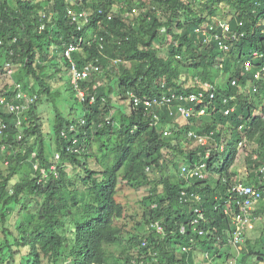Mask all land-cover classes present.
<instances>
[{
  "label": "trees",
  "instance_id": "16d2710c",
  "mask_svg": "<svg viewBox=\"0 0 264 264\" xmlns=\"http://www.w3.org/2000/svg\"><path fill=\"white\" fill-rule=\"evenodd\" d=\"M221 5L228 11L227 34L216 16ZM69 10L80 17L85 12L88 21H71ZM263 21L264 0H0V72L13 70L12 86L0 87V264H230L231 259L264 264V222L253 242L244 233L237 256L223 249L230 245L232 217L238 212L234 204L233 211H225L233 178L264 189L251 152L246 161L253 171L246 180L232 169L239 124L250 119L242 131L264 146V92L252 96L246 88L264 65ZM72 41L78 42L72 58L79 66L99 67L78 87L65 73L64 43ZM251 51L258 54L250 56L252 68L242 74ZM60 73L69 95L57 100L60 92L50 80H62ZM233 78L237 86H231ZM203 81L215 82L216 89L213 98L206 96L207 114L200 117L178 116L175 106L192 105L189 98L175 101L173 114L167 107L153 111L131 103L124 112L120 105L128 102V92L140 98L198 94ZM16 83L36 99L20 124L19 114L8 107L24 101L16 98ZM227 94L236 99L225 105ZM69 99L79 107L67 106ZM233 102L235 111L224 116ZM44 103L54 110L49 125L38 111ZM191 130L214 131L226 152L222 162L213 152L206 159V177L187 186L180 165L204 155V146L187 137ZM73 139L76 151L68 150ZM54 151L60 153L58 163ZM121 186L151 187L142 199L147 203L142 233L124 237ZM192 188L201 194L207 222L200 227L206 235L191 224L194 204L180 199ZM254 211L264 216V202ZM210 251L212 259L205 256Z\"/></svg>",
  "mask_w": 264,
  "mask_h": 264
},
{
  "label": "built area",
  "instance_id": "2783aa9c",
  "mask_svg": "<svg viewBox=\"0 0 264 264\" xmlns=\"http://www.w3.org/2000/svg\"><path fill=\"white\" fill-rule=\"evenodd\" d=\"M68 13L71 15V21H78L79 18L82 17L83 21H88V15L83 12L80 16L75 15L72 13L71 10L68 11ZM241 24V23H239ZM219 25L222 28V34H227L231 32V27L226 21H219ZM44 27V24L41 25V28ZM199 29L197 30V32ZM206 34L205 30H203ZM219 39V45L223 47V41L218 37ZM83 39L80 38L78 41L80 43L84 42ZM77 41L72 42H66L64 43V57L69 61V72L68 76L70 79V82L75 86L78 87L79 82L87 81L91 78L92 74L96 73L97 70H99L98 66H94L92 63H85L81 66H79L72 58L73 52H75L79 46L77 44ZM258 52L254 51L250 54L247 53V58L243 62V72H249L252 68L250 56L251 55H257ZM11 72V71H9ZM254 78L250 83L246 86L248 89V93L250 95L260 93L261 91H264L261 89V85L264 83V65L254 71L253 74ZM197 81V79H195ZM200 82V80H198ZM231 86H237V80L236 78H233L231 81ZM202 90L198 94H190L189 96L181 95V94H175L171 93L170 95L163 94L161 96H142L141 98L137 95H135L133 92H128V100L129 102L134 106L138 107L142 105L144 108L150 107L154 110L162 107H167L170 110V114L172 113V108L174 107L175 101L185 100L186 98H189V100L192 101V105L190 106H184L182 104L176 105V112L178 116L184 118L185 120L189 119L192 116L200 117L203 115H206V107H203L202 105L205 103V98L208 95L209 98H213L215 96V89H216V83L203 81L200 83ZM16 91V98L24 99L22 103H19L17 101H13L8 104L9 110L12 112H16L19 115L25 111L36 99L35 96H31L26 93L22 89V83H16L15 84ZM78 94L81 96V98L84 96L83 92L79 89ZM236 99L235 94H227L223 98V103L226 105L229 101H233ZM93 101V99H91ZM236 103L233 102L231 105L227 106L223 110L224 116H229L232 112L236 109ZM174 112V111H173ZM20 117V116H19ZM154 118L158 119L157 115L154 114ZM85 120L82 119L81 123H84ZM218 128V127H217ZM245 125L240 124L237 127L238 131H241V138L237 142V149H238V155L239 152L243 151L245 148L252 149L251 153V159L254 160V162H258L257 172L259 173L258 181L262 182L264 181V146L260 147L259 143L256 138L253 140H250L248 135L242 131L244 130ZM70 130H74L75 126L70 125ZM219 130V129H217ZM164 135H168L169 131L164 130ZM214 131H208L203 132L202 134H199L195 131H189L187 133V137L193 141L196 142V144L200 146H204V155L201 160L193 163V164H181L179 175L183 179L187 181V186L191 184L190 180L192 179H199L202 180L206 177L207 173L205 172V169L207 167V161L206 159L210 157V155L213 152H216L217 154L221 155L222 153H225L226 151V145L224 142H221L220 140H216L213 138ZM260 147V148H259ZM257 149L261 150V153L258 152ZM244 153V152H243ZM245 156L247 154L245 153ZM58 158L59 156L56 155ZM222 156H220V161L222 162ZM245 162V161H244ZM244 170L247 171L248 166L247 164L244 165ZM36 168V165L34 166ZM149 169V168H147ZM234 185L232 186L233 194L229 196V199L227 201V204L225 206V209L227 210L229 208L232 209L233 204L235 205V208L238 209V212H236L232 217L233 222V232L231 234V238L229 240L230 244L236 246L238 245L242 237L247 230L248 227H251L253 218H256L254 215V210L258 207V205L261 202H264V189H261L259 187H255L252 184H249L247 182L238 181L237 177L233 178ZM189 191V192H187ZM181 200H184L186 202H192L195 204H200L201 202V195L199 190L192 188L190 190H183L181 192ZM194 216L192 219V224L194 226H197L200 223H203V221H207L205 214L201 211V209L197 206L194 207ZM260 217V216H259ZM156 228L158 231L162 232V229L160 226L156 225ZM185 231V227H181V232L183 233ZM204 230L200 231V234H203ZM184 250L187 249V246L183 247Z\"/></svg>",
  "mask_w": 264,
  "mask_h": 264
},
{
  "label": "rangeland",
  "instance_id": "374dc122",
  "mask_svg": "<svg viewBox=\"0 0 264 264\" xmlns=\"http://www.w3.org/2000/svg\"><path fill=\"white\" fill-rule=\"evenodd\" d=\"M224 10H226V9L223 8V5H221L219 12L216 15L221 21L219 19H217V17H216V19L219 20L220 22L227 21V17H229V16H227L228 11L224 12ZM162 53H165V51H163ZM65 73H66L67 77L69 78L68 71H66ZM60 75L62 76V80H50V82L53 84V86L56 87V90L60 92V97L57 100H60L63 97H68V95H69V92L66 90L67 80H65L63 78L62 73H60ZM67 77H66V79H67ZM11 83H12V81H11L9 75L5 74V72H0V87L1 88L4 87L5 85H10ZM11 86H12V84H11ZM72 104L76 105V103L74 102L73 99H69L67 106L72 105ZM120 105H121L122 109L124 110V112H128L129 106H128L127 101H122ZM76 106L79 107L78 104ZM38 108H39L38 111L43 112V114L45 115V118H46L45 125L51 124L53 121V116H54V113H53L54 110L52 108V104H48V103L40 104V105H38ZM79 114H80V112H78V111L75 112L76 116ZM49 119L51 121H49ZM181 120H183V119H181ZM44 135H45V141H47L49 139L47 128H44ZM194 144L195 143L191 142L192 146ZM245 151L247 152L248 149H246ZM242 159H243V153L240 154V156L237 158V160L234 163L233 168L235 170L238 168L242 169V167H239ZM222 160H224V158ZM236 167H238V168H236ZM24 169H26V167H24ZM242 175H243V173L240 174V176H242ZM217 177H218V174H214V177L212 178V180L216 181ZM150 189H151L150 186L149 187L147 186V187L136 188V189H134V188L131 189L130 187H127V186H121L118 198L121 201V203L124 205V208L126 210L125 211L126 217L120 221L121 223L125 224L123 226L124 237H128L132 234L142 233L147 228V224H145V221L143 218V213L145 212L144 210L147 208V203L142 202V199L144 198V196L150 194V191H151ZM158 192H159V190H158ZM254 215L256 216V218H253L251 227H248L246 230V233H248L247 238H249L248 240H250L251 242H253L254 239L258 238L261 235V227H262L263 222H264V216L263 215L256 214L255 211H254ZM243 242H245V241H243ZM223 249H225L232 256L233 255L237 256L239 254V248L234 246V245L228 244V245L224 246ZM197 253H199V252H197ZM220 253H223V252H220ZM213 255H214V253L212 251H210V253L207 252V256L209 257V259H212ZM231 261L232 262H230V264H232V263L237 264L234 259H231ZM228 264H229V261H228Z\"/></svg>",
  "mask_w": 264,
  "mask_h": 264
},
{
  "label": "clouds",
  "instance_id": "9594fccd",
  "mask_svg": "<svg viewBox=\"0 0 264 264\" xmlns=\"http://www.w3.org/2000/svg\"><path fill=\"white\" fill-rule=\"evenodd\" d=\"M263 23H264V21H263ZM63 50H64V48H63ZM64 52V51H63ZM251 52H254V51H251ZM9 71H13L12 69H9V70H7V73L6 74H8V75H10L11 74V72H9ZM68 72H69V68H68ZM221 78V77H220ZM219 78V79H220ZM214 83V82H213ZM262 93L264 92V91H261ZM26 93L27 94H29V95H31V93H29V92H27L26 91ZM84 94V93H83ZM257 94V93H256ZM256 94H253L252 96H255ZM79 95V94H78ZM31 96H34V95H31ZM79 97H81L80 95H79ZM83 98V97H82ZM36 101V100H35ZM35 101L33 102V103H35ZM13 102V101H12ZM92 102V101H91ZM32 103V104H33ZM128 103H130L129 102V100H128ZM130 104H128V106H129ZM133 106V105H132ZM134 107V106H133ZM130 109V108H129ZM26 110V109H25ZM24 112V111H23ZM22 112V113H23ZM22 113L19 115L20 117L18 118V123L20 124L21 122H20V120H21V116H22ZM81 120L82 119H80V124L82 125V124H84V123H81ZM250 120V119H249ZM249 120H247V121H245V122H243V123H241V124H244L245 126H248V123H249ZM240 125V124H239ZM238 125V126H239ZM237 126V127H238ZM70 127V126H69ZM218 127V126H217ZM69 129V128H68ZM219 130H220V128H218ZM74 130H76V127H75V129ZM73 130V131H74ZM238 131V130H237ZM239 132H241V131H239ZM20 137V136H19ZM61 137H63V138H65L66 137V135L64 134V133H62V136ZM249 137V136H248ZM257 137V136H256ZM256 137H253L252 139H250V140H253L254 138H256ZM76 139H73V141L71 142V141H67V142H70L71 144H72V146H71V148L70 147H68V150L70 149V150H75L76 151V149H73V145H75L76 144ZM236 149H237V147H236ZM246 149H248V148H245L243 151H241V152H239V154H241V153H243V159H242V161H241V164H240V166L239 167H242V169H240V168H238V167H236V168H238V169H236V171L238 172V173H240V174H242L243 173V175L242 176H245V175H248L250 172H252L253 171V169L251 168V166L250 165H247L248 166V169H247V171H245L244 170V168H245V164H247V156H245V153L248 155V152L250 153H252V149H248V151L246 152L245 150ZM226 152V151H225ZM222 154H225V153H222ZM222 154L220 155V156H222ZM53 155V158H54V160L58 163L59 162V160H60V153L59 152H56V151H54L53 153H51V156ZM56 155H58L59 157L57 158L56 157ZM240 155H238V149H237V153H236V156H235V159H234V163H235V161L237 160V158L239 157ZM222 157H224V156H222ZM223 159V158H222ZM223 161V160H222ZM245 161V162H244ZM6 163H7V161H6ZM234 163H233V165H232V169L233 170H235L233 167H234ZM36 165V168L34 167ZM55 166L56 165H52L51 166V168L52 169H55ZM32 167L35 169V171L38 169V165L37 164H32ZM250 168H251V170H250ZM214 176H212V178H213ZM213 181V180H212ZM201 195V194H200ZM201 203V202H200ZM194 205V207L195 206H197V207H199L200 209H201V211L204 213V211H203V209L201 208V206H200V204L198 203V204H195V203H193ZM231 211H233L232 209H230ZM229 210V208L226 210L225 209V211L226 212H228V211H230ZM193 213H194V211H193ZM206 217V216H205ZM193 219V218H192ZM207 219V218H206ZM205 222H207V221H205ZM204 221H203V223H205ZM191 224H192V220H191ZM201 224V223H200ZM200 224H198L197 226H194L193 224H192V226H193V229H195L196 231H198V233L200 234V231L201 230H204L202 227H200L201 225ZM182 226H184V225H182ZM181 226V227H182ZM232 226H233V222H232ZM185 227V226H184ZM180 232H181V228H180ZM185 232V231H184ZM183 232V233H184ZM233 232V231H232ZM246 232V231H245ZM182 233V232H181ZM207 234V232L204 230V233L203 234H200V235H206ZM232 234V233H231ZM230 238H231V236H230ZM242 239H243V237H242ZM230 240V239H229ZM241 242H242V240H241ZM240 242V243H241ZM230 243V242H229ZM230 245H232V244H230ZM186 246V245H185ZM237 247V246H236ZM184 250V249H183ZM190 250V246H187V249L186 250H184V251H189ZM208 253H210V252H208ZM205 256H207V253H205ZM208 257V256H207ZM209 258V257H208ZM141 263H143V261L141 262Z\"/></svg>",
  "mask_w": 264,
  "mask_h": 264
},
{
  "label": "crops",
  "instance_id": "0c3cea01",
  "mask_svg": "<svg viewBox=\"0 0 264 264\" xmlns=\"http://www.w3.org/2000/svg\"><path fill=\"white\" fill-rule=\"evenodd\" d=\"M248 176H249V175H245V176H243V180H244V179L246 180ZM249 178H250L251 180H253V176H250Z\"/></svg>",
  "mask_w": 264,
  "mask_h": 264
}]
</instances>
